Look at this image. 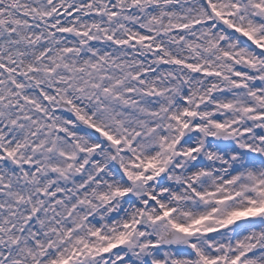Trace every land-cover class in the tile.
<instances>
[{"label":"snow or ice","instance_id":"6c2138e0","mask_svg":"<svg viewBox=\"0 0 264 264\" xmlns=\"http://www.w3.org/2000/svg\"><path fill=\"white\" fill-rule=\"evenodd\" d=\"M0 264H264V0H0Z\"/></svg>","mask_w":264,"mask_h":264}]
</instances>
